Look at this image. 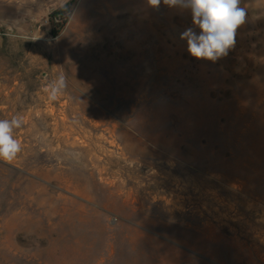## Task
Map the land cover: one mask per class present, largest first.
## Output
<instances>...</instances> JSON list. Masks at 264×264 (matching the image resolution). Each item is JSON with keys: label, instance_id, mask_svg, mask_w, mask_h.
<instances>
[{"label": "rangeland", "instance_id": "374dc122", "mask_svg": "<svg viewBox=\"0 0 264 264\" xmlns=\"http://www.w3.org/2000/svg\"><path fill=\"white\" fill-rule=\"evenodd\" d=\"M67 1L0 0V264H264V0L215 61L162 0H73L52 36Z\"/></svg>", "mask_w": 264, "mask_h": 264}, {"label": "clouds", "instance_id": "9594fccd", "mask_svg": "<svg viewBox=\"0 0 264 264\" xmlns=\"http://www.w3.org/2000/svg\"><path fill=\"white\" fill-rule=\"evenodd\" d=\"M169 8L188 9L192 23L199 28H187L181 39L187 41L188 52L196 58L215 61L225 56L235 43L238 27L245 23L246 9L240 7L241 0H162ZM152 7H158L161 0H148ZM36 39V37H34ZM63 79L54 81L50 98L55 100L63 87ZM23 119L13 117L0 119V159L12 161L21 152V141L14 135V129L22 126Z\"/></svg>", "mask_w": 264, "mask_h": 264}, {"label": "trees", "instance_id": "16d2710c", "mask_svg": "<svg viewBox=\"0 0 264 264\" xmlns=\"http://www.w3.org/2000/svg\"><path fill=\"white\" fill-rule=\"evenodd\" d=\"M72 3L73 0H69L62 7L55 9L50 13L51 23L54 22V20H57L55 26L56 28L51 31L52 36H55L60 28L65 24Z\"/></svg>", "mask_w": 264, "mask_h": 264}]
</instances>
